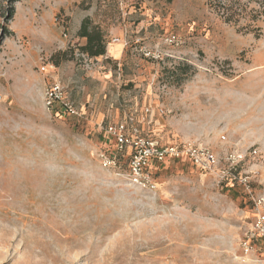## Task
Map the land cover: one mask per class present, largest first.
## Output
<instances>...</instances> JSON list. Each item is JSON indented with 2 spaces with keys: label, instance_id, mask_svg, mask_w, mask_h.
I'll list each match as a JSON object with an SVG mask.
<instances>
[{
  "label": "rangeland",
  "instance_id": "374dc122",
  "mask_svg": "<svg viewBox=\"0 0 264 264\" xmlns=\"http://www.w3.org/2000/svg\"><path fill=\"white\" fill-rule=\"evenodd\" d=\"M214 5L0 0V264H264V16L236 26ZM86 19L106 56L81 52ZM54 78L82 118L48 109ZM129 112L145 137L234 161L249 190L176 163L155 192L132 186L101 157L121 158L104 129Z\"/></svg>",
  "mask_w": 264,
  "mask_h": 264
},
{
  "label": "built area",
  "instance_id": "2783aa9c",
  "mask_svg": "<svg viewBox=\"0 0 264 264\" xmlns=\"http://www.w3.org/2000/svg\"><path fill=\"white\" fill-rule=\"evenodd\" d=\"M55 69L54 66L51 67ZM40 71L44 74L50 72L49 66L42 63ZM45 102L48 109L56 117L82 118L83 113L67 97L65 87L58 78H54L51 85L46 89ZM152 114L150 107L145 109V116ZM144 116L143 121H146ZM115 145L116 152L121 158L116 156L101 155L103 165L106 168L119 169L120 164L126 166L127 179L132 186L142 191L155 192L157 182L151 172L155 166L185 161L201 172L217 176L222 184L226 180L239 183L249 190L250 186L241 178V173H237L239 165L229 160L227 167H221L218 156L208 147L198 145L193 142H183L179 144H162L155 139L143 136L141 123L134 113H127L123 119L117 123H110L104 129ZM128 157L124 161V158ZM244 183V184H243ZM259 235L264 240V223H259Z\"/></svg>",
  "mask_w": 264,
  "mask_h": 264
},
{
  "label": "trees",
  "instance_id": "16d2710c",
  "mask_svg": "<svg viewBox=\"0 0 264 264\" xmlns=\"http://www.w3.org/2000/svg\"><path fill=\"white\" fill-rule=\"evenodd\" d=\"M214 8L216 11L221 13L222 19L225 23L232 25H239L243 20L256 21L260 19L261 16H264V0H214ZM250 5H255L259 8L250 9ZM260 9L262 11H260ZM78 36L81 39L86 40V44L81 48V52L87 55L90 58H99L104 57L107 54V41L106 34L102 30L101 26H94L91 23L90 19L83 21ZM55 67V66H54ZM59 118V117H58ZM126 157H122V159ZM128 158V157H127ZM175 164V163H173ZM176 164H188L185 161H178ZM169 165V164H166ZM165 165V166H166ZM191 165V164H189ZM195 168V167H194ZM151 172L154 176V179L157 182V175L159 174V169L157 166L151 169ZM237 173H241V167L239 166ZM231 180H226L222 183L223 187L233 188L236 187ZM256 240H264L262 237L257 236Z\"/></svg>",
  "mask_w": 264,
  "mask_h": 264
},
{
  "label": "crops",
  "instance_id": "0c3cea01",
  "mask_svg": "<svg viewBox=\"0 0 264 264\" xmlns=\"http://www.w3.org/2000/svg\"><path fill=\"white\" fill-rule=\"evenodd\" d=\"M122 50H123V48L121 49V47L119 46V44H117V45H111L110 48H109L110 55L111 56H114L116 58L121 56V51Z\"/></svg>",
  "mask_w": 264,
  "mask_h": 264
}]
</instances>
